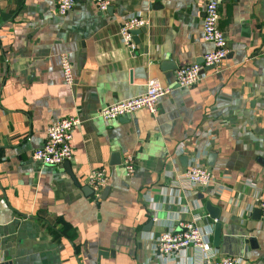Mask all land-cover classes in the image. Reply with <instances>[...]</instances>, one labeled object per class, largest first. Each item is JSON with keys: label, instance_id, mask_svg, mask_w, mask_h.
Masks as SVG:
<instances>
[{"label": "crops", "instance_id": "crops-1", "mask_svg": "<svg viewBox=\"0 0 264 264\" xmlns=\"http://www.w3.org/2000/svg\"><path fill=\"white\" fill-rule=\"evenodd\" d=\"M208 1L113 0L101 13L95 0H76L60 17L56 0H0V264H157L150 235L176 230L196 210L201 225L221 224L220 257L264 264V221L254 217L264 197V0H216L228 55L202 69L197 86L178 89L175 70L213 48L201 32ZM131 15L145 22L134 52L119 36ZM149 79L171 91L155 115L98 116L143 95ZM67 117L80 120L72 160L41 166L33 151ZM191 165L208 169L212 184L172 187L169 175ZM186 256L193 252L181 264Z\"/></svg>", "mask_w": 264, "mask_h": 264}, {"label": "built area", "instance_id": "built-area-1", "mask_svg": "<svg viewBox=\"0 0 264 264\" xmlns=\"http://www.w3.org/2000/svg\"><path fill=\"white\" fill-rule=\"evenodd\" d=\"M76 0H56V12L60 17H65L75 6ZM113 0H95L98 12L105 13ZM219 3L216 0L207 2L204 17L201 24L203 40L210 43L213 48L202 56V63H193L179 67L175 70V81L178 89H192L202 80V69L213 68L221 64L228 55L227 37L218 28ZM145 26L140 16L131 15L126 18L119 28L121 43L131 52L137 48L134 40V32ZM62 76L65 84L74 85L69 57L61 54L59 57ZM170 89L163 87L157 79H149L146 91L143 95L124 101L112 103L99 111L98 116L104 121H111L133 115L139 111H146L155 115L157 103L163 96L170 94ZM80 125L76 117H67L51 123L46 130V138L41 147L33 151L32 159L45 167H59L72 160V139L74 130ZM183 145L177 147V155H180ZM122 165L128 176L135 171L133 157L125 155ZM172 187L182 191L191 192L209 187L212 184L210 171L206 168L189 166L185 171L169 175ZM177 204L180 199L177 198ZM201 206H198V208ZM254 208L260 211L264 221V197H257ZM205 217L193 211L190 220L177 221L176 230L163 231L159 234H151L154 249L149 262L157 264H181L180 259L189 251L193 256H186V264H241V259L236 257H220L212 245L215 220L211 224H203ZM153 218V221H156ZM183 264V262H182Z\"/></svg>", "mask_w": 264, "mask_h": 264}, {"label": "water", "instance_id": "water-1", "mask_svg": "<svg viewBox=\"0 0 264 264\" xmlns=\"http://www.w3.org/2000/svg\"><path fill=\"white\" fill-rule=\"evenodd\" d=\"M200 63H202V61ZM180 162L184 166H186V164H187V158L186 157H181L180 158ZM87 188L88 187H86V189H84V192L85 193H87V192H90L91 193L92 191L91 190L89 191L88 190L89 188L88 189ZM205 206H206V210L209 213L210 218L211 219H217L218 218L217 210L214 207H212L209 202H207ZM259 215H260V211L259 210H255L254 211V217H255V219H258ZM220 233H221V224L217 222L214 225L213 237H212L213 238V242L212 243H213V246L214 247H218L219 246V243H220Z\"/></svg>", "mask_w": 264, "mask_h": 264}]
</instances>
